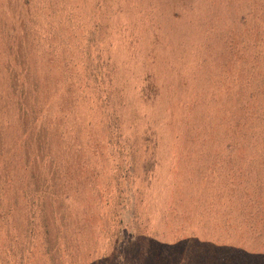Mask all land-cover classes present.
Here are the masks:
<instances>
[{
	"label": "rangeland",
	"instance_id": "obj_1",
	"mask_svg": "<svg viewBox=\"0 0 264 264\" xmlns=\"http://www.w3.org/2000/svg\"><path fill=\"white\" fill-rule=\"evenodd\" d=\"M229 246L264 264V0H0V264Z\"/></svg>",
	"mask_w": 264,
	"mask_h": 264
},
{
	"label": "trees",
	"instance_id": "obj_2",
	"mask_svg": "<svg viewBox=\"0 0 264 264\" xmlns=\"http://www.w3.org/2000/svg\"><path fill=\"white\" fill-rule=\"evenodd\" d=\"M11 91H12L11 94L15 93L14 88ZM249 98H252V97H249ZM249 106L250 105H248V111L250 110V108H253V106H250V107ZM14 109L15 110L17 109L18 112H20V110L22 109V105L18 103V106H17V103H15ZM240 109H241V111H244V112L247 111V107L244 105H241L240 107H238V110H240ZM248 118H249V116H248ZM244 120H248L247 117H245ZM250 123H253L254 125L256 123H261L259 115H256ZM205 161H206V159L204 160V162ZM221 161L224 162L223 159ZM222 168H224L223 174L215 173L216 175L212 176L215 179H219L218 184H216V185L211 184V186H210V184H209V186L206 185L207 188L209 189V192H210V189H211V191L216 190V187L222 185V184H220L221 181H224L226 179L229 181V180L235 178L236 176H239L241 179L248 180V179L252 178V176H253L251 170L248 169L247 157L246 156L237 157L236 155H233V152L228 151L226 153L225 163L220 164L219 169H222ZM214 169L216 171V168H214ZM234 186L237 187L238 192L236 191V193L240 194L241 193L240 189H239L240 185L235 184ZM244 186H248L246 181H244ZM244 194H246V193H244ZM240 195L243 196L242 193ZM233 197H236V195H234ZM169 247H170L169 245L165 244V246H162L163 249H159V250H161L164 253L166 251V249H169ZM199 249L204 250L205 254H207V251H206L207 247L205 244H201ZM217 252H218V255L220 257H215V260L212 261L209 257V255H210V253H209L205 257V258H207L206 260L202 259V264H248V249H246L244 246H240L238 249H235L233 246L225 247V249H223V247H221L217 250ZM203 254H202V256L204 258ZM147 255L148 254H145L144 252L141 253L142 257H145ZM225 255H227L229 257V259H225V257H224Z\"/></svg>",
	"mask_w": 264,
	"mask_h": 264
}]
</instances>
